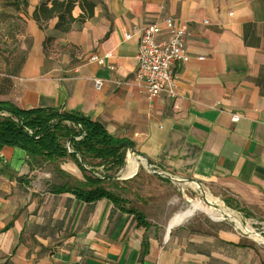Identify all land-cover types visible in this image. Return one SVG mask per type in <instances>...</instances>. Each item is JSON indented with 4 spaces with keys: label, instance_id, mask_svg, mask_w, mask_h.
<instances>
[{
    "label": "crops",
    "instance_id": "0c3cea01",
    "mask_svg": "<svg viewBox=\"0 0 264 264\" xmlns=\"http://www.w3.org/2000/svg\"><path fill=\"white\" fill-rule=\"evenodd\" d=\"M94 1L92 16L61 33L56 18L39 25L40 0H30L13 52L0 45V101L79 111L130 139L157 170L198 181L264 220V0ZM167 17L186 28L191 59L175 64L178 96L151 99L134 75L141 31L164 28ZM109 51L114 69L87 60ZM48 166L33 169L21 147L0 149V264H264V243L251 236L208 230L199 218L170 224L178 210L170 191L191 183L138 172L120 180L128 200L120 207L51 189L64 180ZM61 168L84 180L73 159Z\"/></svg>",
    "mask_w": 264,
    "mask_h": 264
},
{
    "label": "trees",
    "instance_id": "16d2710c",
    "mask_svg": "<svg viewBox=\"0 0 264 264\" xmlns=\"http://www.w3.org/2000/svg\"><path fill=\"white\" fill-rule=\"evenodd\" d=\"M10 4L16 10L27 11L30 0H0ZM83 10L78 17L74 15L76 6ZM94 0H40L33 12V18L42 28L48 22L57 19L55 30L68 33L76 23L82 24L94 13ZM55 39L47 36L46 42ZM4 146L23 148L32 167L52 166L64 183L59 192H72L80 200L95 202L108 198L117 206L123 207L128 200L119 194V185L112 177L119 174L125 165L128 149L135 148L127 138L112 134L100 121L93 120L79 111L62 110L58 107L20 108L10 102L0 101V149ZM73 159L84 174V180L77 179L61 168V163ZM89 167V169H88ZM102 168L101 176L97 172ZM226 204L236 208L229 198H223ZM134 213L143 224L147 223L144 214L135 207L126 208ZM239 245H245L239 243Z\"/></svg>",
    "mask_w": 264,
    "mask_h": 264
},
{
    "label": "built area",
    "instance_id": "2783aa9c",
    "mask_svg": "<svg viewBox=\"0 0 264 264\" xmlns=\"http://www.w3.org/2000/svg\"><path fill=\"white\" fill-rule=\"evenodd\" d=\"M205 23H209V20H205ZM135 31L137 28L126 33V39L133 38ZM163 31L166 32V37L160 40L158 37ZM186 35V28L178 24L173 17L165 19L164 28L160 25H152L141 31L137 52L138 66L134 75L135 79L143 85L149 98L152 99L160 94L173 98L178 96V75L175 64L188 62L191 59L186 45ZM112 57L113 52L109 51L104 54L93 53L87 60L114 69L115 66L108 62ZM199 59L202 60L204 57L200 56ZM95 85L100 89L103 86V80L96 79ZM238 119V115L233 116L234 121ZM131 153L137 160L140 158L137 153L133 151ZM153 168L156 169L154 166ZM259 234L264 235L261 232Z\"/></svg>",
    "mask_w": 264,
    "mask_h": 264
},
{
    "label": "rangeland",
    "instance_id": "374dc122",
    "mask_svg": "<svg viewBox=\"0 0 264 264\" xmlns=\"http://www.w3.org/2000/svg\"><path fill=\"white\" fill-rule=\"evenodd\" d=\"M20 11L16 10V8L14 6H12L10 4H6L3 1H0V45L3 46V49L6 52L10 51V53H12L13 49H14L13 45L18 41L17 35L20 33L17 29H19V25L23 24V20H22L21 16L19 15ZM51 41L47 42V44L49 46L53 43L54 40H51ZM47 168L49 170H51V172L54 176L56 175L54 173V171L52 170L51 165H49ZM96 170H97V172H96L97 174L103 173L102 168H98ZM140 172H149L148 168H146V165H143V167L141 168L139 173ZM151 174H153V173H151ZM118 176H123V173L120 172L119 174L115 175L114 177H118ZM112 180L117 181L118 183H114L113 186H111L110 184H107L108 187H115L116 185L117 186L119 185L120 180L113 179V178H112ZM150 187L152 188V190H154V189L159 190V188H167V185H164L161 187L157 183L150 182ZM177 188L178 189H173V191H170L172 199L177 200V201H175V203L177 202L176 206L178 209L176 214L190 208L193 202H200L203 205H205L206 207L209 206V204H207V202H206V198L202 194L201 189L199 187H197L196 185L181 184V185L177 186ZM163 190L161 189V192ZM205 190H206V196L209 195L212 200L220 201L221 205H223L224 208H226L227 210L232 211L235 214L239 215V217H241V219L245 225H248L254 231H258V232H261L262 234H264V220H257L251 216L246 215L245 212L241 211L237 207L233 208V207L228 206L226 204V202L224 201L222 196H219V195L212 193V191L209 188H207L206 186H205ZM176 214H174V215H176ZM188 218H199L202 220H207L208 225L205 228H207L208 230H211V229L216 230V229L221 227L224 229L232 230V231H234L238 234H241V235L243 233L242 232L243 230L238 228L235 225L234 221L230 220L228 216H225L223 219H215L211 215H209L207 212L202 211V210H197L192 216H190ZM202 228H204V227H202ZM247 236H249V235H247ZM251 239H253V238H251ZM254 241L258 243V241H256V240H254ZM261 242H264V241H261Z\"/></svg>",
    "mask_w": 264,
    "mask_h": 264
},
{
    "label": "bare ground",
    "instance_id": "6f19581e",
    "mask_svg": "<svg viewBox=\"0 0 264 264\" xmlns=\"http://www.w3.org/2000/svg\"><path fill=\"white\" fill-rule=\"evenodd\" d=\"M128 167L127 170L125 172V175H133V173H135L138 169V160L134 157L131 156L128 159ZM193 185H196L198 187V185L195 183H191ZM207 199L209 201H211L213 203V205H209L208 207H206L205 205H203L200 202H193L191 207L186 209L185 211H181L179 213H177L172 221L170 222L171 225L181 222L183 220H185L186 218L192 216L197 210H202L207 212L209 215H211L213 218L215 219H223L225 216H228L230 220L234 221L235 225L242 229L245 232H248L251 234V236L253 237V239L261 242L264 241V237L258 233H255L254 230L249 227L248 225H245L244 222L242 221L241 217H239V215L235 214L232 211L227 210L226 208L223 207V205H221L220 201L218 200H212L210 198L209 195H207Z\"/></svg>",
    "mask_w": 264,
    "mask_h": 264
},
{
    "label": "water",
    "instance_id": "95a60500",
    "mask_svg": "<svg viewBox=\"0 0 264 264\" xmlns=\"http://www.w3.org/2000/svg\"><path fill=\"white\" fill-rule=\"evenodd\" d=\"M132 150H133V152L136 153L135 148H133ZM137 155H140V154H137ZM143 165H146V168H148V171H150L151 173H154V174H158V175L167 177V178H169L171 181H173L175 183H192V182L194 184L196 183L198 185V187L201 189L202 194L206 198L207 204H209L211 206L213 205V203L207 199L206 190H205V187L203 186V184H201L198 181L192 180V179L180 178V177H177V176H173V175H171V174H169L167 172L160 171V170H156V169L153 168V165L151 164V162L149 160H147L146 158H144L142 155H140V158L138 159V169H137V171L135 173H133V175L118 176V177H112V178L113 179H118V180L132 178V177H134L141 170V168L143 167ZM91 173L93 175H95V176H98V177L101 176L100 174H97L95 172H91ZM101 177H106V176H101ZM242 232L245 235L251 236V234L248 233V232H245V231H242ZM254 232L255 233H258V234L260 233V232H256V231H254Z\"/></svg>",
    "mask_w": 264,
    "mask_h": 264
}]
</instances>
